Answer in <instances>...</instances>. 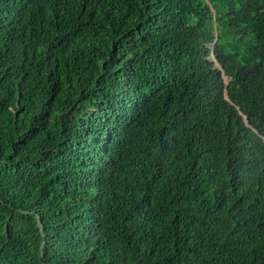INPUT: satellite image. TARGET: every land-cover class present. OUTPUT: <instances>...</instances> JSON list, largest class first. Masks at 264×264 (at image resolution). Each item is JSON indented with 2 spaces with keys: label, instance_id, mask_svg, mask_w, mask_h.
Instances as JSON below:
<instances>
[{
  "label": "trees",
  "instance_id": "trees-1",
  "mask_svg": "<svg viewBox=\"0 0 264 264\" xmlns=\"http://www.w3.org/2000/svg\"><path fill=\"white\" fill-rule=\"evenodd\" d=\"M0 264H264V0H0Z\"/></svg>",
  "mask_w": 264,
  "mask_h": 264
}]
</instances>
